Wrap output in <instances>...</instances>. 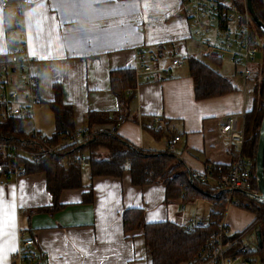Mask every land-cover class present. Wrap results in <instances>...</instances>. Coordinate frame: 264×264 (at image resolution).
I'll return each instance as SVG.
<instances>
[{
	"label": "crops",
	"instance_id": "obj_1",
	"mask_svg": "<svg viewBox=\"0 0 264 264\" xmlns=\"http://www.w3.org/2000/svg\"><path fill=\"white\" fill-rule=\"evenodd\" d=\"M65 3L66 0H60L59 5L55 0H30L23 12L26 44L33 59L31 68L39 79L41 93V101L35 107L33 121L28 128H36L45 136L47 134L43 130L52 132L55 129L50 101L54 99L53 85L58 82L62 85L64 101L74 107L77 128L85 127L86 115L90 111L106 112L117 122L96 124L93 132H114L142 150L167 151L171 139L181 135L182 140L175 154L188 170H202L210 163L226 165L235 159L232 145L220 135L218 120L254 108L255 87L264 78V66L258 67L256 61L254 75L245 79L227 58L219 62L202 58L228 78L236 89L224 95L197 99L187 63L174 67L171 61L170 49L174 46L184 52H195L200 43L191 35L192 28L183 0H122L137 15L131 25L130 37L122 36L118 29H109L113 24L117 0H97L96 6L104 19L92 31H73L72 26L83 13L84 0H78L71 14L65 11ZM22 5V0H9L6 6L0 2L1 57H8L9 49L10 31L5 24L6 16L10 10ZM41 6H47L48 14L56 17V37L35 35ZM29 29L33 31L32 35ZM86 35L94 38L87 41V47ZM53 40L58 41L59 50L52 47ZM140 49L146 52L144 59L139 55ZM162 60H165V65ZM224 63L229 66L226 70L222 68ZM142 64H153L157 71L141 72L136 99L131 104L130 114L122 120L117 96L111 90L110 72ZM163 67L170 72L169 76L165 75ZM148 78L151 80L148 81ZM49 109L53 114L52 125L46 128L41 115L49 114ZM154 115L166 119V126L159 130V134L151 127ZM82 181L83 187L61 192L60 202L65 205L61 210L53 214H34L29 225L24 209L54 202L53 194L47 188L46 173L5 177L0 181V188L4 189L6 195L10 190L14 192L15 242L18 250L21 244L20 230L25 229L27 235L30 232L34 235L37 248L46 253V258L39 264H50V261H58L54 249L62 246L61 237L78 251L73 234H79L82 238L99 234L98 229L103 225L118 227L117 239L123 244L133 245V251L141 252L146 257V260H134L132 264H152L143 230H134L129 234L124 232L123 212L126 209L139 205L144 210L147 222L170 220L185 224L191 216L208 222L214 208V201L206 197H198L187 203L175 200L167 204L164 184L134 185L130 171H125L122 177L92 178L89 167L83 165ZM90 185L92 201L89 199ZM22 195L25 198L24 206H21ZM102 217L106 219L102 220ZM255 217L254 213L233 205L226 214L225 222L233 235L246 229ZM17 252L9 256V264H12Z\"/></svg>",
	"mask_w": 264,
	"mask_h": 264
},
{
	"label": "trees",
	"instance_id": "obj_2",
	"mask_svg": "<svg viewBox=\"0 0 264 264\" xmlns=\"http://www.w3.org/2000/svg\"><path fill=\"white\" fill-rule=\"evenodd\" d=\"M257 16L264 22V1L252 0ZM240 8L244 9V5ZM254 30L264 33L253 20ZM8 57L0 56V64L7 62ZM220 61V59H212ZM190 75L194 80L197 99H205L227 94L236 89L228 78L219 73L210 63L202 58H191L186 61ZM138 79L136 69L124 67L110 72L111 90L117 96L119 113L122 120L130 114L132 102L137 96ZM54 99L50 101L55 117V131L49 140L54 145H61L65 140L72 139L77 131L75 125L74 107L64 101L61 83H54ZM131 88V92L127 90ZM264 116V78L255 87V106L245 113L246 142L244 155L252 161V184L257 187L255 176L256 155L258 150L259 131ZM117 122L110 113L90 111L86 115L85 138L82 142L68 143L59 148L56 153L46 155L39 161L30 162L26 159L15 158L8 151H0V181L9 177L18 166L26 168L27 174L45 172L47 188L53 194L54 202L51 205L37 206L24 209L28 218L38 213H55L65 205L60 202V194L65 189L83 187V165L76 161L77 156L86 154L91 177L115 176L122 177L125 171H130L132 183L142 186L146 184L162 183L166 186V203L182 200L183 203L198 197H206L214 201V208L210 212L209 221L203 227L186 230L184 224L170 220L147 222L144 210L140 207H131L123 212V226L125 234L134 230H143L147 253L152 264H198L200 252L207 247L213 235L221 229L225 216L227 200L226 193L217 186L200 182L191 177L190 170L175 154L168 151L154 152L142 150L132 145L114 132L95 134L93 127L96 124ZM19 129V131H16ZM160 131L155 132L159 134ZM175 137V136H174ZM32 139L27 124L20 119L3 121L0 119V141L20 143ZM29 141V142H30ZM71 156V159H64ZM64 159V160H63ZM226 170L229 165L226 164ZM90 201H92V185ZM87 199V198H86ZM236 206L254 213L260 220L258 230L262 234V245L254 251L258 264H264V204L259 203L245 193L235 192ZM228 227V226H227ZM25 237H34L25 229ZM29 230V229H28ZM226 236V240L235 236ZM35 250L42 255V251L35 245ZM40 255L35 262L24 260L20 262L18 254L14 255L12 264H39L46 257Z\"/></svg>",
	"mask_w": 264,
	"mask_h": 264
},
{
	"label": "built area",
	"instance_id": "obj_3",
	"mask_svg": "<svg viewBox=\"0 0 264 264\" xmlns=\"http://www.w3.org/2000/svg\"><path fill=\"white\" fill-rule=\"evenodd\" d=\"M8 1L0 0L3 6H6ZM22 2V7L9 11L5 21L11 31L8 38V60L0 64V119L3 121L20 119L28 127L33 121L35 107L41 101V93L39 79L31 68L33 59L25 39L23 12L30 0H22ZM183 7L188 13L192 28L191 35L199 39L200 43L195 52H184L178 46L170 49L172 65L182 67L191 58L220 60L227 58L239 69L245 79L251 78L260 52V42L247 7L242 9L231 0H183ZM139 55L144 59L145 50L140 49ZM135 69L137 79L141 72L157 71L153 64H142ZM162 70L166 76H169L170 72L167 68L163 67ZM150 80L151 78H148V81ZM130 92L131 88L127 90V93ZM165 126L164 117L153 116L151 127L154 131H159ZM218 126L221 137L232 145L236 157L228 164L227 170L225 165L213 163L207 164L202 170H190L193 179L219 187L226 193L227 200L221 229L200 252L198 264H258L254 251L259 245L257 226L260 217L256 216L246 229L226 240V236L230 237L232 234L227 227L225 217L230 207L236 205L235 192L241 191L250 198L251 194L259 193L258 188L253 187L252 184V161L244 155L245 112L220 117ZM28 129L32 135L31 141L23 140L20 143L0 141V151H8L16 159L36 162L46 155L56 153L63 145L82 142L86 134L85 127L77 128L72 139L65 140L61 145H54L50 142V137L43 135L36 128ZM181 140V135L173 137L167 151L175 153ZM64 159H71V156H64ZM76 160L81 165H85L88 163V156L81 154ZM26 174V168L18 166L7 176L19 178ZM207 223L197 216H191L184 227L191 231ZM20 238L21 244L17 252L19 261L35 262L40 259L41 254H38L34 248L36 240L33 237H25L23 230H20ZM41 256L46 257V253L42 251Z\"/></svg>",
	"mask_w": 264,
	"mask_h": 264
},
{
	"label": "snow or ice",
	"instance_id": "obj_4",
	"mask_svg": "<svg viewBox=\"0 0 264 264\" xmlns=\"http://www.w3.org/2000/svg\"><path fill=\"white\" fill-rule=\"evenodd\" d=\"M55 3L59 5L60 0H55ZM129 8L130 6L123 4L122 0H117V7L113 10V24L109 26V29H118L124 37L132 35L131 25L137 19V15ZM48 11L47 6H41L39 27L35 30V35L45 38L58 35L56 17L50 16ZM71 22L70 20L69 23ZM29 33L30 35L33 34L32 29H29ZM90 39L94 38L85 36V47H87V41ZM52 47L59 50L58 41L53 40ZM13 196L12 190L6 195L4 189L0 188V264H9V256L18 251L15 242L14 209L16 205ZM24 199L22 195L21 206H24ZM104 219L106 218L102 217V220ZM98 233L83 238L79 234H73L74 243L79 247L78 251L76 247L61 237L62 246L54 249L58 255V261H50V264H132L134 260H146L141 252L133 251V245L123 244L117 239L118 227L111 228L101 225Z\"/></svg>",
	"mask_w": 264,
	"mask_h": 264
},
{
	"label": "water",
	"instance_id": "obj_5",
	"mask_svg": "<svg viewBox=\"0 0 264 264\" xmlns=\"http://www.w3.org/2000/svg\"><path fill=\"white\" fill-rule=\"evenodd\" d=\"M246 7L251 14L254 22L259 26V28L264 33V22L257 16L255 9L252 4V0H246ZM255 176L257 182V188L259 193L251 194V198L259 203L264 204V116L262 119L260 131H259V141L258 150L256 155L255 164ZM258 243L262 245V234L260 230H257Z\"/></svg>",
	"mask_w": 264,
	"mask_h": 264
},
{
	"label": "clouds",
	"instance_id": "obj_6",
	"mask_svg": "<svg viewBox=\"0 0 264 264\" xmlns=\"http://www.w3.org/2000/svg\"><path fill=\"white\" fill-rule=\"evenodd\" d=\"M77 4L78 0H66L65 11L71 14ZM96 5L97 0H84L83 13L72 26L73 31L81 29L92 31L103 23L104 18L101 16Z\"/></svg>",
	"mask_w": 264,
	"mask_h": 264
},
{
	"label": "rangeland",
	"instance_id": "obj_7",
	"mask_svg": "<svg viewBox=\"0 0 264 264\" xmlns=\"http://www.w3.org/2000/svg\"><path fill=\"white\" fill-rule=\"evenodd\" d=\"M231 2L232 3H235V4H238V6L240 7H242L243 5H244V7L246 6V0H231ZM9 31H11V28L9 27ZM257 38H258V40H259V42H260V52H259V54H258V56H257V59H256V61H257V65H258V67H262V66H264V36L261 34V33H259V32H257ZM166 58H169V57H166ZM229 60V59H228ZM225 62H227V61H225ZM230 62V61H229ZM162 63H164V65H165V60H164V62H163V60H162ZM222 68H224V70H226V69H228L229 68V66H228V64L227 63H224L223 65H222ZM259 77H261V75H259ZM49 114H44V115H41V116H43V118H44V121L45 122H43L44 123V125H45V127L46 128H48V127H50L51 125H52V117H53V114H52V112H51V110L49 109V112H48ZM54 131H55V129H53V131L51 132V131H45V130H43V133L44 134H47V136H52L53 135V133H54ZM64 160V159H63ZM77 161V160H76ZM78 162V161H77ZM79 163V162H78ZM208 207H210V204L209 205H207V208ZM257 228H258V226H257ZM250 238V235H249V237H248V239Z\"/></svg>",
	"mask_w": 264,
	"mask_h": 264
}]
</instances>
